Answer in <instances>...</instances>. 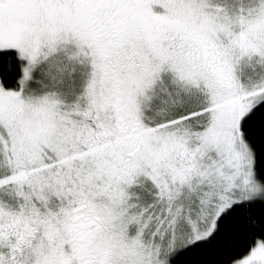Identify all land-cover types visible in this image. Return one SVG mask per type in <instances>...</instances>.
Returning <instances> with one entry per match:
<instances>
[{
	"label": "snow or ice",
	"instance_id": "snow-or-ice-1",
	"mask_svg": "<svg viewBox=\"0 0 264 264\" xmlns=\"http://www.w3.org/2000/svg\"><path fill=\"white\" fill-rule=\"evenodd\" d=\"M0 264H264V0H0Z\"/></svg>",
	"mask_w": 264,
	"mask_h": 264
}]
</instances>
